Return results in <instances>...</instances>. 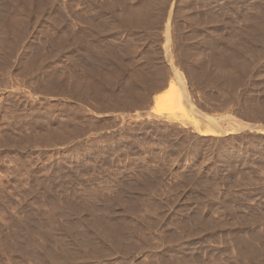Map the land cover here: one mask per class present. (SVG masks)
Instances as JSON below:
<instances>
[{
  "label": "rangeland",
  "instance_id": "rangeland-1",
  "mask_svg": "<svg viewBox=\"0 0 264 264\" xmlns=\"http://www.w3.org/2000/svg\"><path fill=\"white\" fill-rule=\"evenodd\" d=\"M0 264H264V0H0Z\"/></svg>",
  "mask_w": 264,
  "mask_h": 264
},
{
  "label": "bare ground",
  "instance_id": "bare-ground-1",
  "mask_svg": "<svg viewBox=\"0 0 264 264\" xmlns=\"http://www.w3.org/2000/svg\"><path fill=\"white\" fill-rule=\"evenodd\" d=\"M246 127V126H245ZM245 127L243 126H241V128H236V130L237 131H241V130H244L245 129ZM249 128H252L251 126L249 127ZM255 128V127H254ZM211 134V132L210 131H203V133H202V135H210Z\"/></svg>",
  "mask_w": 264,
  "mask_h": 264
}]
</instances>
